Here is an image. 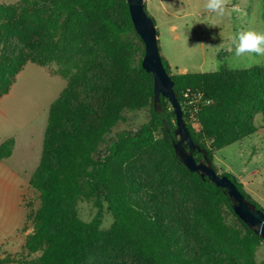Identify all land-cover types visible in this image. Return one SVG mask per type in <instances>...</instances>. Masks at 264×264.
Returning a JSON list of instances; mask_svg holds the SVG:
<instances>
[{
    "label": "trees",
    "instance_id": "1",
    "mask_svg": "<svg viewBox=\"0 0 264 264\" xmlns=\"http://www.w3.org/2000/svg\"><path fill=\"white\" fill-rule=\"evenodd\" d=\"M127 1L51 0L44 28L25 31L9 24V12L1 8L0 98L29 61L56 63L67 87L50 106L41 161L29 182L40 201L32 232L23 252L0 264H258L255 253L264 239L236 215L226 189L192 173L177 155L174 110L163 97L155 104L154 77L142 67L145 45ZM162 62L202 150L194 153L196 161L218 173L215 153L259 130L264 66L171 75L163 57ZM186 94L203 97L195 121ZM145 109L151 120L136 132L118 133L101 154L125 113ZM14 146V139L3 142L0 160ZM223 175L264 212L235 176ZM81 199L98 208L105 201L112 228L100 230V214L91 223L82 221Z\"/></svg>",
    "mask_w": 264,
    "mask_h": 264
},
{
    "label": "rangeland",
    "instance_id": "2",
    "mask_svg": "<svg viewBox=\"0 0 264 264\" xmlns=\"http://www.w3.org/2000/svg\"><path fill=\"white\" fill-rule=\"evenodd\" d=\"M205 3L206 0H144L147 14L157 28L161 57L171 66V75L212 73L223 67L246 69L243 67L245 59L235 57L229 36L241 30L264 31L263 0H229L230 15L226 14L223 18L207 12ZM1 8L9 12V24L14 22V26L22 31L42 30L51 11V0H0V16L3 17ZM256 59L260 63H254L252 67L264 66V58ZM57 70L56 63L42 67L29 61L5 99L6 108L17 120V124L13 123L18 131L19 148L14 160H18L16 166L22 172L21 180L26 177L31 179L40 163L50 106L67 87L66 80L57 74ZM125 118L126 121L119 123L107 136L106 143L100 148L101 154H106L118 133L136 132L148 123L151 113L148 109L126 112ZM255 124L259 129L257 134L247 138L245 143L217 151L214 165L219 175L235 176L243 184L244 191L264 210L263 114L255 117ZM173 132L174 141L178 142L180 137L175 134L176 130ZM162 136V132L157 134V138ZM25 139L39 154L23 157ZM18 197L25 214L23 233H31L33 218L40 207L39 196L26 183L23 188H18ZM77 211L79 218L86 223H91L100 214L101 231L110 230L114 224L105 201L98 208L94 201L81 199L77 203ZM227 221L231 223L234 219L228 215ZM38 256L34 255L32 260ZM255 260L258 264H264V243L257 248Z\"/></svg>",
    "mask_w": 264,
    "mask_h": 264
},
{
    "label": "water",
    "instance_id": "3",
    "mask_svg": "<svg viewBox=\"0 0 264 264\" xmlns=\"http://www.w3.org/2000/svg\"><path fill=\"white\" fill-rule=\"evenodd\" d=\"M127 3L135 30L145 45L142 67L154 77L155 104H158L163 97L170 102L174 110L176 135L180 137V140L174 143L178 157L192 173L203 174L217 187L226 189L234 201L233 209L236 215L264 239V212L250 206L229 177L219 175L213 167L205 162L198 163L196 161L194 153L196 151L201 153L202 150L195 145L191 138L183 118V109L174 91V81L163 65L156 25L145 10L144 0H128Z\"/></svg>",
    "mask_w": 264,
    "mask_h": 264
},
{
    "label": "crops",
    "instance_id": "4",
    "mask_svg": "<svg viewBox=\"0 0 264 264\" xmlns=\"http://www.w3.org/2000/svg\"><path fill=\"white\" fill-rule=\"evenodd\" d=\"M8 94L0 98V145L9 139H14L15 146L9 158L0 160V259L21 254L26 238L30 234V231L23 233L25 214L21 200L18 197V188H23L26 183L30 182V179L26 177L27 179L21 180L20 174L22 172L16 166L18 160H14L19 148V142L16 127L17 120L12 118L11 112L6 108L7 102L5 99ZM31 140H33L32 136ZM245 141L246 139L242 143H245ZM23 148L26 150L23 157L30 156V154L35 156V153L39 154L33 151L28 139L24 140Z\"/></svg>",
    "mask_w": 264,
    "mask_h": 264
},
{
    "label": "clouds",
    "instance_id": "5",
    "mask_svg": "<svg viewBox=\"0 0 264 264\" xmlns=\"http://www.w3.org/2000/svg\"><path fill=\"white\" fill-rule=\"evenodd\" d=\"M229 0H206L205 8L217 18H223L228 11ZM237 58H244V68H251L253 64H259L264 58V31L241 30L229 36ZM231 50V49H230Z\"/></svg>",
    "mask_w": 264,
    "mask_h": 264
},
{
    "label": "built area",
    "instance_id": "6",
    "mask_svg": "<svg viewBox=\"0 0 264 264\" xmlns=\"http://www.w3.org/2000/svg\"><path fill=\"white\" fill-rule=\"evenodd\" d=\"M185 98H187V104H189L190 106H193V113H192V118L194 119L195 121V118H194V114L197 112L198 110V104L200 103V101L202 100V95L201 94H195V95H191L189 96L188 94L185 95ZM195 126L196 123H195Z\"/></svg>",
    "mask_w": 264,
    "mask_h": 264
}]
</instances>
